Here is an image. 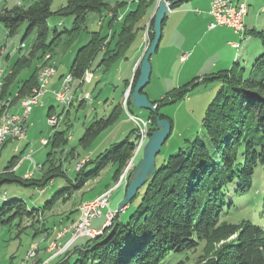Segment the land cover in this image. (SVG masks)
Here are the masks:
<instances>
[{
    "label": "trees",
    "instance_id": "trees-1",
    "mask_svg": "<svg viewBox=\"0 0 264 264\" xmlns=\"http://www.w3.org/2000/svg\"><path fill=\"white\" fill-rule=\"evenodd\" d=\"M53 1L37 0L26 9L15 6L0 13V23L6 27L10 36L15 34L23 22L28 23L26 35L37 29L36 41L29 56H20L11 73L7 74L3 84H0V119L7 108L3 101L12 95L10 87L21 68L32 66V61L34 57H38L40 49L44 55L52 48L55 37L47 43L51 34L49 17L74 15L73 27L66 30L73 40L86 24L90 12L113 11L114 16L110 20V23H113L118 18L117 10L125 5V2H120L110 6L109 0H68L65 6L52 11ZM155 1L141 0L136 9L122 19L121 30L117 36L109 39L108 34L93 31L90 40L80 47L75 55L69 71L73 74L72 81L82 77L85 71L93 66L103 50V45H106V49L103 50L100 64L108 66L124 56L135 40L137 30L144 27L139 22ZM181 1L183 0L176 2L173 7ZM165 22L166 17L163 25ZM150 24L153 27L154 16ZM54 31L56 36L63 33L57 29ZM253 32L257 34L256 30ZM259 34L264 43V30ZM153 38L154 31L150 34V42ZM113 39L116 40L111 47ZM19 48L21 49L20 46ZM38 69L35 67L30 77L24 80L18 97L30 94L31 86L37 84ZM139 75L140 67L136 71L133 87ZM198 79L200 78L167 91L158 100H151L153 104H158L157 112L148 110L147 118L152 120V132L157 129L158 117L169 119L161 112L164 104L183 99L192 88L202 82L221 80L223 84L209 104L203 121V137H197L187 149H180L162 162L157 159L156 172L130 202H135L140 192H143L135 212L127 223L119 221L116 215L112 228H104L103 233L94 238L86 237V242L79 247L74 248L75 242L72 243L55 264H185L188 255L200 246L202 255L193 264H264V226L250 219L235 223L225 218L233 203L232 196L247 194L253 186L258 168L264 165V52L250 68L235 62L231 68L221 70L214 76L200 80L201 82H198ZM83 103L82 101L80 105ZM122 103L124 105V97ZM128 104H133L131 97ZM53 110V107L49 108L48 116ZM68 111L69 109L66 113ZM122 111L123 107L119 103L109 116L94 120L86 128L80 143L88 146L104 130L119 121ZM169 120L172 123V120ZM67 131L56 129L48 138L47 145L51 146V151L48 152L45 163L51 162V165L42 177L26 178L17 176L15 172L9 175L0 172V187L5 182H17L44 189L56 176L68 177L61 163H52L55 152L69 142ZM135 131L134 127L124 140L112 144L95 159L90 158L77 169V186L83 188L90 180L98 178L109 164L115 166L112 177L114 185L117 184L135 154L136 141H130ZM71 149L76 152V147ZM15 159L16 157L12 158L6 170L15 168ZM141 159L139 153L135 159V167ZM92 163L96 164V168L90 172L85 171ZM133 170L128 175L127 187L131 182ZM108 189L110 185L106 186L104 191ZM76 211L78 208L72 209L70 213ZM41 212L43 211L40 208H31L23 198H11L0 206V224H21L25 218L38 216ZM64 217L66 221L71 218L69 213ZM74 221L75 219L69 222ZM54 227L58 225L53 223L52 226H45L42 223L40 231L37 230L35 235L47 229L50 232ZM58 228H61V225ZM74 255L76 259L72 262ZM181 256L183 258L179 260L175 258Z\"/></svg>",
    "mask_w": 264,
    "mask_h": 264
},
{
    "label": "rangeland",
    "instance_id": "rangeland-1",
    "mask_svg": "<svg viewBox=\"0 0 264 264\" xmlns=\"http://www.w3.org/2000/svg\"><path fill=\"white\" fill-rule=\"evenodd\" d=\"M36 1L37 0H0V13L6 9H12L15 6H20L26 9L35 4ZM67 1L68 0H54L51 4V10H59L67 4ZM113 1L116 0H109L108 4L110 6H115L118 3L116 2L114 5H111V2ZM125 1L126 4L117 10V22L116 24L112 25V28H109L108 25L110 18L109 15L106 19V13L101 16L100 13L90 12L87 16L86 24H84V27L81 29L78 35L73 38V40L71 39L72 36L69 35L66 30H69L73 27L75 19L74 15H67L63 17L59 15H53L49 17L48 24L51 28V34L48 37L47 43H49L50 40L55 37L52 48L44 55L42 54L43 50L40 49L37 54L38 57H34L32 61V66L21 68L20 73L16 76L13 83L11 84L10 91L12 95L3 101V103L5 102L7 108L3 111L1 119L7 113L9 114L16 112L12 109L17 104V102L18 104L22 105L23 100L29 96L33 88L37 86L38 75L41 69L40 66L43 63L44 57L46 55H51L48 59L49 61H47L50 62L49 64L52 63L57 67V77H59L61 74L66 75L69 73L70 67L78 49L90 40L93 31H101V34L106 35L111 33L113 30V32L109 35V39L114 35H118L122 24V20L118 21L120 17L119 15L122 14L124 10H126L127 4H133V8H136L137 5H135V2L138 0ZM165 1L167 2L168 0ZM201 1L208 5L210 2V0ZM239 1L244 2L247 8L245 11L244 23L249 10V15L246 18L247 22L249 24L258 23L259 27L256 30L257 34L252 31L248 33L246 37H243L245 36L246 32V25H244L245 32L243 34L238 33L237 41L239 45L234 50L237 57L232 59L230 64L233 65L235 62H240L244 64V66L250 68L255 64L257 58H259V56L264 52V43L262 41L261 35L259 34L264 30V0ZM159 2L160 0H157L152 15H155ZM185 6H187V2L183 4V7ZM191 9L193 10L194 14H202L201 16L204 15L202 6L193 4ZM197 9H199L201 13L197 12ZM111 12L113 13V11ZM143 23L144 20L142 19L139 24L143 25ZM27 28L28 23L23 22L17 28L15 34L10 36L6 27L0 23V83L2 84L4 82L5 76L11 73V69L15 65L18 58L23 55L29 56L30 50L35 44L37 29H33L29 34L26 35ZM56 29L58 32L63 33L56 36V31H54ZM143 29L145 30L144 35L146 43L149 45L151 43L149 37L153 31V27L151 24H148ZM139 39L140 37L137 40ZM22 41L24 42V47L20 49L19 46ZM102 49L105 50L106 45H103ZM103 50H101L99 56L94 61V66H92L93 69L92 67L87 69L82 77L74 78L72 81V92H75L77 84H79L77 89L80 91L78 95L74 94L75 98L73 99V103L68 105L70 112H63V105L55 99L52 92L41 96L39 102L33 106L32 112L27 117L28 125L25 130L26 137L22 139V141L10 140L9 143L7 141L0 148L1 174L9 175V173L15 172L17 176L19 175L26 178L34 177L38 179L47 172L49 166L51 165V162L45 163L47 160V154L51 151V146L42 144V139L49 138L56 129L68 130L67 137L69 142L64 148L58 149L55 152L52 161L53 164L61 163L63 165V171L66 172L68 177L56 176L52 180V184L46 186L44 191L40 187H36L34 185H25L23 183L17 182H5L0 187V206L11 198L20 197L23 198L31 208L36 207L43 211L39 213L38 216L25 218L21 224H19V222L14 223L13 226L0 224V264H44V262L47 260H42L43 262L40 261L42 258V255H40V245L37 255L31 260H26L25 256L30 245L34 242H36L34 244H40L41 242H39L37 239L41 238L44 242H48L52 230L57 234L59 229L58 227H60V225L65 226L72 224L73 222L69 221L75 219L77 213L78 216L76 219H78L79 211H76V213L71 212V214L70 211L72 209L75 210V207L76 209L79 208V204H81L83 201L93 200L97 196L101 195L104 191L94 197L99 189L106 187V185H110V188H113L114 186L112 176L115 166L113 164H109L102 170L98 178L90 180L83 188H79L77 186L78 171L76 170L81 168L90 158L95 159L100 153L110 148L112 144L124 140L135 127L134 122L129 119L127 111L122 103L126 90L130 88L132 93L134 89L133 84L131 83L123 93V97L120 102L124 111H122L119 121L104 130L88 146H83L80 143V139L83 137L86 128L94 120L101 117H106L105 115H108L112 111V97L116 95L115 97L117 101L120 100V94L117 93V91H114V85L118 83V73L116 72L117 66L111 65L110 71L108 72L104 71V67H98V64L104 54ZM162 56L160 58H162ZM48 62H46V64ZM35 67L39 68L37 72V84L31 86L30 94L26 96L19 95L20 97H18L20 86L25 79L30 77ZM174 71L175 70L168 67V69L163 72L164 77H162L159 82H157L154 77L151 79L145 88V91L149 94L151 100L158 98L160 99V97H163L167 91L176 87L175 81L177 76L172 75V72ZM53 80L54 77L51 78L50 83L48 84L50 89L53 88L52 85L55 84L53 83ZM222 84L223 82L221 80H213L206 83L202 82L192 88L187 96L183 99L164 104L162 106L161 112L172 120L173 128L170 137L163 145L162 151L157 157L159 162L164 161L171 154L177 153L180 149H187L197 137H203V121L206 116L207 109L209 104L217 96ZM86 92L91 94V98H84ZM97 98L102 99L103 103L101 105L96 104L93 107L90 103L93 101V99ZM82 101L85 102V105H80V107H78V104H80ZM74 103L75 105L73 106ZM51 107H53L54 110L50 116H58L59 118L58 124H54V126L52 123H50L48 116V110ZM128 108L132 113L147 118V114L149 112L147 109L137 108L133 104H128ZM148 140L149 138L147 141ZM130 141H136L135 134L131 135ZM26 144H28L26 150L15 151L14 148L16 145H19L21 149H23L25 148ZM75 147L76 152H73L71 148ZM143 147L140 151V156H142ZM71 152L74 154H71ZM13 157H16L14 163L17 165L13 169L9 168L6 170ZM34 161L38 164H41L37 169L33 168ZM44 163L45 165L43 166L42 164ZM129 164L127 165L125 171L129 167ZM135 164L136 163L134 160L133 166H135ZM21 165L22 167L19 169ZM26 167L30 168L31 170L26 175H23L24 169ZM95 168L96 164L92 163L85 168V171L90 172ZM258 169L259 170L254 179L251 190L245 195L234 194L232 196L233 203L229 207L228 213L225 217L227 220L238 223L243 219H250L257 224L264 226V165ZM130 170H133V167H131ZM130 170L126 174V181L128 179ZM125 171L120 176V178L125 174ZM124 189V187H118L113 191L110 197V206L103 210V214L101 216L95 217L92 220V227H101L106 222V213H108L110 210L114 212L116 211V215L118 216L117 219L119 221L123 223H127L129 221L130 217L135 212L143 192H140L139 197L135 202L130 203L122 210H119V206L125 198H122ZM67 213L70 214L71 218L66 221L64 216ZM114 221H116V216ZM42 223H44L45 226H52L53 223H55L58 225V227H54L50 232L47 229L36 236L35 232L37 230L40 231ZM17 224L19 225L17 226ZM112 227L113 226L108 225V229ZM61 229L62 228H60V230ZM45 232H47V234ZM54 239L50 240L48 248L50 247L51 241ZM85 242V237L79 238L74 243V248L79 247ZM74 248H72V250H74ZM201 255L202 247L200 246L196 251L191 252L186 259L184 258L185 264H193ZM175 258L179 260L183 257L181 256ZM75 259L76 255H74L71 259L72 262Z\"/></svg>",
    "mask_w": 264,
    "mask_h": 264
},
{
    "label": "crops",
    "instance_id": "crops-1",
    "mask_svg": "<svg viewBox=\"0 0 264 264\" xmlns=\"http://www.w3.org/2000/svg\"><path fill=\"white\" fill-rule=\"evenodd\" d=\"M140 1L141 0H138L137 2H135V5H138ZM236 1H239V0H236ZM116 2L118 3L125 2L124 4H126L125 0H116V1L111 2V5H114V3ZM185 2H187V6L189 7L187 6L183 7V4ZM211 2L212 0H210L209 5H208L202 2L201 0H194V1L183 0L179 3V5H177L176 7H172L167 12L166 22L163 25V33H162L161 41L159 43L157 51L154 53L155 55L153 54V56L151 57V63H152L151 79H153L154 77L155 80L159 82L161 78L164 77L163 72L167 70L169 67L170 69L175 70L174 72H172V75L177 76L175 84H176V87H179V86H182L192 81L195 78H200L198 79L199 80L198 82H201L200 80H203L204 78L214 76L219 71L232 67V64H230L231 60L237 57L234 50L239 45L237 41L238 33L235 32V30L232 27H228V26H218L213 29L210 28V23L212 21V16L209 13L210 8H211ZM156 3H157V0L148 7L147 14L143 18L144 23L142 26L145 27L148 24H150L154 16L152 14H153V10L155 8ZM193 4L203 7V10H204L203 16H201L202 14L201 15L194 14L193 10L191 9L193 7ZM135 9L136 8H133V4H127L126 10H124L122 14L119 15L120 17L118 21H121L127 13ZM196 11L201 13L199 9H197ZM105 13L107 14L106 19L108 18V15L110 16L108 25H109V28H112V25L116 24L117 22L115 21V23L114 22L110 23V20L112 19L114 14L110 10H104L103 12L100 13V15L103 16ZM118 14H119V11H118ZM248 15H249V10H248V14L246 18L248 17ZM246 18H245L246 32H245V36L243 37H246L248 33L252 32L253 30H257L259 27L258 23L249 24ZM143 28L141 27L137 30V33H136L137 35L135 37V40L132 42V44L130 45L129 49L127 50L124 56L111 62L108 66L104 64H100V62L98 64V67H104L105 72L110 71L111 65L117 66L116 72L118 73V76H117L118 83L114 85V91H117V93L120 94L119 95L120 100L117 101L115 97L116 95L112 97L111 99L112 111L114 107L121 102L123 93L128 88V86L131 83L133 84L136 71L140 67L144 54L149 46L146 43L145 35H144L145 30ZM112 32L113 30L111 31V33ZM111 33H108V35H110ZM139 37L140 39L137 40ZM115 40L114 39L112 40L111 47H113ZM183 52L189 53L188 57L184 60L181 58V53ZM161 56L162 58H160ZM63 75L64 74H61L59 77H57V73H56V75L54 76V80H53V83H55L52 85L53 87H58L60 85L61 78ZM78 86L79 84H77L75 92L74 93L72 92L73 94H76V95L79 94L80 90L77 89ZM146 94L149 96L147 92ZM158 99H152V100H158ZM102 103H103V100L100 98H97V99H93V101L90 104L94 107L96 104L101 105ZM74 105L75 103L73 104V106ZM83 105H85V102L81 106ZM78 107H80V104H78ZM12 110L16 112L22 111L23 110L22 105L18 104L17 102V104L14 106ZM111 112L105 116L106 117L109 116ZM19 141H22V140H19ZM27 145L28 144H26L25 148L23 149H21L19 145H16L14 149L15 151L26 150ZM22 165L19 167V169H21ZM30 170H31L30 168L26 167L24 169L23 175H26ZM126 182L127 181L125 180L120 185V187L125 188L122 198H124L126 195V190H127ZM42 190L44 191V189ZM104 190H105V187L99 189V191L96 193V195H94V197L99 195ZM77 216H78V213L76 214V218ZM55 234L56 232L52 230L50 238L48 239V242H44L42 238L37 239L39 240V242H41L40 243V246H41L40 255H42V258L40 259L41 262H43L42 260L46 261L53 256L52 252H50L48 249V245H49L50 240L54 239ZM64 241L65 239H63V242ZM59 257L58 256L54 257L51 260V263L55 264V261Z\"/></svg>",
    "mask_w": 264,
    "mask_h": 264
},
{
    "label": "built area",
    "instance_id": "built-area-1",
    "mask_svg": "<svg viewBox=\"0 0 264 264\" xmlns=\"http://www.w3.org/2000/svg\"><path fill=\"white\" fill-rule=\"evenodd\" d=\"M169 2V1H167ZM236 2V0H212L211 8H210V15L212 16V21L210 23V28H216L218 26H228L232 27L235 32L243 34L245 28L241 27L239 22V14L240 11H232V4ZM24 45V42L20 44V47ZM188 52L181 53V58L184 60L188 57ZM47 56V55H46ZM45 56V57H46ZM44 57V58H45ZM57 69H52V67L43 70V75L46 76V84H42V87H37L34 91L33 102L30 104L28 111L33 110V106L36 105L40 97L45 95L48 92H52L54 94L55 99L63 105V112L66 113L68 108V98H75L74 94L72 93L71 89V81L73 79V74L68 73L63 75L61 78V83L59 87L56 88H49V75H56ZM86 98H91V94L88 92L85 93ZM128 98L131 97V90L126 92ZM128 117L131 119L135 124V136L140 138L143 141V146L146 144L147 139L149 138V134L151 132V123L152 120L150 118H144L138 116L131 112L128 109ZM54 117L49 116L50 123L54 126ZM11 123H20L21 125V132L15 138L17 140H22L26 136H24V122H23V115L12 116L9 122V128ZM9 130V129H8ZM49 142L48 138L42 139V144L47 145ZM40 167V164L34 161L33 168L37 169ZM135 166H133L134 169ZM119 186H113V188L108 189L106 192L101 194V198L97 202H92L89 204H85V207H79V217L74 221V228H67V225L61 226V228L68 229V236H60V228L58 229V237L54 239L51 243L50 247L48 248L49 251L53 253V257L62 255L70 245L80 237H91L94 238L103 233L104 228L108 227V225H113L114 218L116 216V211L110 210L106 213V222L99 228L92 227V220L95 217L101 216L103 214V210L110 206V197L113 191L118 188ZM69 237V238H68ZM63 239L65 241L63 242ZM34 243H32L27 251V253H32L34 249ZM51 257V258H53ZM26 258V256H25ZM48 259L45 264H51L52 259Z\"/></svg>",
    "mask_w": 264,
    "mask_h": 264
},
{
    "label": "water",
    "instance_id": "water-1",
    "mask_svg": "<svg viewBox=\"0 0 264 264\" xmlns=\"http://www.w3.org/2000/svg\"><path fill=\"white\" fill-rule=\"evenodd\" d=\"M173 2L162 0L159 2L154 15V38L149 44L142 62L140 64V75L131 93L133 105L140 109H147L152 112H157V104H153L149 96L143 92L149 84L152 74L151 57L156 52L163 33V21L167 12L174 6ZM172 132V123L168 118L157 119V129L151 132L149 140L143 147L142 159L132 171L131 182L126 190L124 200L119 206L122 210L125 206L135 198L140 188L144 186L149 178L157 170V156L161 152L163 145L167 142Z\"/></svg>",
    "mask_w": 264,
    "mask_h": 264
},
{
    "label": "bare ground",
    "instance_id": "bare-ground-1",
    "mask_svg": "<svg viewBox=\"0 0 264 264\" xmlns=\"http://www.w3.org/2000/svg\"><path fill=\"white\" fill-rule=\"evenodd\" d=\"M161 1V0H160ZM240 7H241V12L239 14V22H240V25L241 27H244L245 23H244V16H245V11H246V4L244 2H241V1H236V2H233L232 4V11H240ZM245 32V31H244ZM24 45H22L21 48H23ZM51 55H47L45 58H44V63L40 69V72H39V75H38V84L35 88H33L31 94L26 97L23 102H22V111H18V112H12V113H7L6 115H4V117H2V119L0 120V148L3 146L4 143H6L7 141L9 142L10 140L11 141H16L17 138H15L17 135H19V133L21 132V125L20 123H11L10 125V128H9V122L11 120V117L12 116H18V115H23V122H24V136L26 135L25 133V130H26V127L28 125L27 123V117L28 115L32 112V111H28L27 112V108H29L30 104L33 102V97H34V91L37 87H42V84H46V76L43 75V70H46L50 67H52V69H56L55 65H53L52 63L49 64L50 62H48L49 58H50ZM48 60V61H47ZM46 62H48L46 64ZM2 72V71H1ZM55 75H49V82L51 80V78H53ZM2 84V83H0ZM127 91H130V88ZM126 92L124 94V106H125V109L127 111V114H128V96L126 95ZM86 98V96H85ZM73 102V98H68V105H71ZM5 113V112H4ZM54 117V119H56L54 121V124H58V121H59V118L58 116H52ZM9 129V130H8ZM142 147H143V141L137 137V140H136V150H135V154H134V157L132 158V160L130 161V164H129V167L127 168V170L125 171V174L120 178V181L115 184L114 186H120V184L125 181L127 178V173L129 172L130 168L133 167L134 165V160H135V157L140 153V151L142 150ZM41 165V164H40ZM131 171V170H130ZM107 191V190H106ZM104 191V192H106ZM101 198V195L97 196L96 198H94L93 200H88V201H83L81 204H79L80 206L79 207H85V204H89V203H92V202H97L99 201V199ZM67 228H74V222L72 224H69L67 225ZM67 228H62L60 231V236H68V229ZM58 237V233L56 234L55 236V239ZM69 238V237H68ZM81 238V237H80ZM86 238V237H85ZM79 238H77L74 242H76ZM45 240V239H44ZM54 241V240H53ZM51 241V243L53 242ZM73 242V243H74ZM36 243V242H34ZM34 249H33V252L32 253H26V260H31L33 259V257H35L37 255V251L39 250V245L40 244H34ZM51 245V244H50ZM72 245V244H71ZM70 245V246H71ZM40 252V251H39ZM39 255V253H38ZM60 256V255H58ZM57 257V256H55ZM37 258V257H36ZM41 258V257H40ZM54 258V257H53ZM39 260V259H38ZM38 260H37V263H38ZM36 261V260H35ZM41 261V260H40ZM23 264V263H22ZM45 264V262H44Z\"/></svg>",
    "mask_w": 264,
    "mask_h": 264
}]
</instances>
